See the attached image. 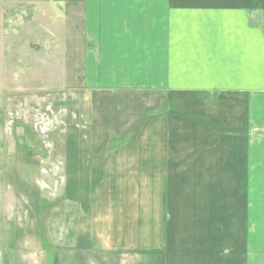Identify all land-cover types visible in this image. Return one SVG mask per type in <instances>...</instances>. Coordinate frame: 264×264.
Returning <instances> with one entry per match:
<instances>
[{"label": "crops", "instance_id": "0c3cea01", "mask_svg": "<svg viewBox=\"0 0 264 264\" xmlns=\"http://www.w3.org/2000/svg\"><path fill=\"white\" fill-rule=\"evenodd\" d=\"M44 1L84 19L121 142L89 160L70 248L0 246V264H227L199 233L227 176L256 179L229 212L255 233L228 264H264V0Z\"/></svg>", "mask_w": 264, "mask_h": 264}, {"label": "rangeland", "instance_id": "374dc122", "mask_svg": "<svg viewBox=\"0 0 264 264\" xmlns=\"http://www.w3.org/2000/svg\"><path fill=\"white\" fill-rule=\"evenodd\" d=\"M85 35L84 19L64 18L44 0H0V246L69 247L89 160L121 142L112 141L121 99L95 92V66L84 65L95 44ZM255 180L227 176L215 224L199 226L212 248L227 251V264L255 233L229 215L251 201Z\"/></svg>", "mask_w": 264, "mask_h": 264}]
</instances>
